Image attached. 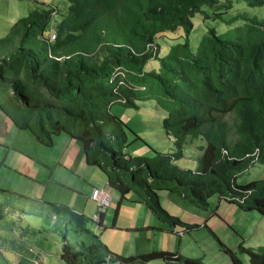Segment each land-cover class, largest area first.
<instances>
[{"label":"trees","instance_id":"1","mask_svg":"<svg viewBox=\"0 0 264 264\" xmlns=\"http://www.w3.org/2000/svg\"><path fill=\"white\" fill-rule=\"evenodd\" d=\"M63 1L69 3L66 14L54 6L35 9L0 39V110L14 125L31 131L46 147L63 134L81 142L87 163L106 173L107 186L120 193L121 201L145 204L167 231L179 226L188 232L198 225L170 215L160 191L203 209L217 195L264 215V180L236 184L238 175L264 165V18L238 14L234 19L244 24L234 28L232 37L209 29L192 50L195 15L218 0ZM246 2L264 6V0ZM174 33L183 42L162 56L159 40ZM153 60L159 61V70L148 69ZM151 98L166 113L165 133L174 148L152 158L133 157L124 151L129 129L112 107L138 109V101ZM197 141L204 145L196 146ZM187 145L201 152L195 170L176 164ZM50 206L64 217L67 231L78 234L76 246L63 245V264L155 259L203 264L168 252L120 256L92 230L87 216L68 206ZM4 217L0 203V220ZM99 226L104 228L102 221ZM224 250L233 264H244ZM242 250L249 264H264V247ZM0 264H10L1 250Z\"/></svg>","mask_w":264,"mask_h":264},{"label":"rangeland","instance_id":"2","mask_svg":"<svg viewBox=\"0 0 264 264\" xmlns=\"http://www.w3.org/2000/svg\"><path fill=\"white\" fill-rule=\"evenodd\" d=\"M228 2H230V7H228ZM48 6L57 7L62 14H66L69 9V3L63 0H0V39L8 36L11 28L21 18L28 16L35 9H44ZM216 14H221L220 18L216 17ZM238 14L261 20L264 18V6L251 7L246 0H218L214 6H203L202 13L196 14L193 19L195 28L189 36L190 48L195 50L201 37L209 29H214L226 38L232 37L234 28L244 24V21L234 19ZM56 19L59 21L61 16H57ZM175 37L177 39L173 40ZM173 38L166 37L159 40L162 56L167 54L172 45L183 42V39L178 38L175 33ZM159 64V61L153 60L148 69L159 70ZM138 106V109L122 104H115L112 107V113L124 121L129 129V142L124 150L125 153L133 157L152 158L155 152H171L174 146L164 128L166 113L159 107L157 99L138 101ZM8 107L13 108V106ZM0 116L2 118L0 126L6 129L12 122L2 110H0ZM5 129L2 132H6ZM18 132L22 135L18 138L11 136L12 140L8 142L15 141V149L25 152L35 159L42 157L47 161L46 156L40 155L38 152L39 147H35L41 144L29 141L34 137V134L29 130H18ZM62 137L65 138L68 135H60L56 141L59 138L63 140ZM233 140L230 138L231 142ZM79 144L85 155L82 143L79 142ZM196 144V146L204 145V141H197ZM63 149L62 147L58 153L55 151L48 153L51 154L50 157L54 155L53 157L56 158ZM200 155L201 152L198 149L187 145L184 148V157L176 164L183 169L195 170ZM79 161L81 162L77 154L75 162L76 164L78 162L79 171H76L78 174L81 173L87 181H92L91 188L106 187L108 179L102 169L91 165L90 170L84 171L83 169L87 167L79 165ZM104 162L109 165L108 158L104 159ZM54 165L55 162L52 164V160H50L48 166L53 168ZM19 167L33 177H39L45 181L49 179V169L44 168L41 173H38L31 166L26 169L19 164ZM55 174V177H61L60 171H56ZM257 180H264V165L255 164L238 175L236 184L243 186ZM80 184L77 181L74 189L78 191L76 187H79ZM26 192L30 194L31 198H24L20 204L15 202L14 197L11 198L10 194L0 198L6 200L3 201L5 217L0 220V250L5 253L10 264H63L60 260L63 245L76 246L78 234L72 230L67 231L64 217L55 215L50 204H44L42 207L39 202H36L37 195L32 193L33 191L27 190ZM70 194H60L56 197L68 201L71 198ZM111 195V205L104 213V229L99 228L94 222V216L98 210L96 202L89 200V210L86 216L91 219L89 226L92 230L101 237L113 253L120 256L129 258L152 252H168L188 260L201 261L203 264H233L230 255L224 250L225 248L242 263L249 264V255L242 249L256 250L264 247V215H261L257 210L241 209L234 202L225 199L219 200L217 195H213L209 199L208 208L203 209L174 193L159 192L161 204L170 215L178 217L185 223L198 225L197 228L188 232L179 226H176L172 231H167L165 230L166 225L156 218L145 204L128 200L121 201V195L117 190H112ZM53 197L52 191L49 190L44 201L51 202ZM30 213H33L34 216ZM35 213L37 214L35 215ZM23 258L25 261H21ZM131 264L184 263L155 259L149 263L135 262Z\"/></svg>","mask_w":264,"mask_h":264},{"label":"crops","instance_id":"3","mask_svg":"<svg viewBox=\"0 0 264 264\" xmlns=\"http://www.w3.org/2000/svg\"><path fill=\"white\" fill-rule=\"evenodd\" d=\"M1 119L2 118L0 116V121ZM10 121L12 122L11 119ZM12 123L8 124L9 126L6 129L0 126V128L2 129H0V198L1 196H7V194H10L11 198L14 197L13 199L15 200V202L20 204L21 200L23 201L24 198H31L30 194L26 192L27 190H30L33 191L32 193H35L37 195V198L35 197L36 202H39V205L42 207L44 204L49 205L51 202H53L54 204L68 206L77 214H83L86 216V213L89 210V200H92V193L94 189L98 187L91 188L90 186H92V181L89 182L83 178L81 173L78 174V162L77 164L75 162L77 154L79 155V159L81 160V162L79 161V165L81 164L82 167H87L83 170L86 171V169H91L89 168L91 167V165L87 163L86 157L83 154V150L79 144V141L76 142V140L71 139L69 136L65 138L62 137L63 140L59 138L56 141V138L59 137L57 136L54 137V143L51 147H45L44 145L39 143L34 135V137L29 141H31V143H38V145L41 144L40 146L35 147H39L38 152L40 153V155L46 156L47 161L42 159V157H38L35 159L27 153L15 149V141L8 142L9 140H12L11 136H16L18 138L22 135L18 132L19 129L14 125V123ZM4 129L7 131L2 132ZM10 131H13L14 133H11ZM62 141H64V144H62ZM62 147L64 149L59 153L58 157L55 158L53 157L54 155L50 157L51 154H49L48 152L55 151L58 153ZM50 160H52V164H54L55 162L53 168H50L48 166ZM19 164L26 167V169L31 166L38 173H41L44 168L49 169V179L45 181L40 179L39 177L28 175L27 172L23 171L19 167ZM56 171H60L61 177H55ZM94 174L96 173L94 172ZM77 181L81 183L79 187H76L78 191L74 189ZM19 186L24 189L22 190ZM49 190L52 191V196L54 197L51 199V202H45L44 198ZM65 193H71V198L68 201H63L61 198L56 197V195ZM3 201L6 200L0 199V203H3ZM44 209L46 210V207ZM36 214L37 213H35V215ZM30 215L34 216L33 213H30ZM104 221L105 216L102 219L103 226ZM21 261H25V259L23 258Z\"/></svg>","mask_w":264,"mask_h":264},{"label":"built area","instance_id":"4","mask_svg":"<svg viewBox=\"0 0 264 264\" xmlns=\"http://www.w3.org/2000/svg\"><path fill=\"white\" fill-rule=\"evenodd\" d=\"M56 39V33L54 31L51 32V40ZM112 189L107 186L106 188L102 189H94L91 199L97 203L98 210L94 216V221L98 223V227L100 222L102 221V214L106 212V210L110 207L112 202V195H111ZM102 229V228H101Z\"/></svg>","mask_w":264,"mask_h":264}]
</instances>
